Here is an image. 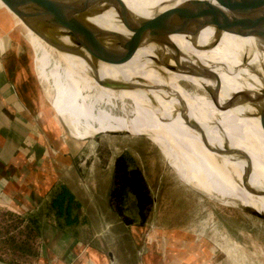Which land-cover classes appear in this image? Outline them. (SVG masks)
Segmentation results:
<instances>
[{
  "label": "rangeland",
  "instance_id": "rangeland-1",
  "mask_svg": "<svg viewBox=\"0 0 264 264\" xmlns=\"http://www.w3.org/2000/svg\"><path fill=\"white\" fill-rule=\"evenodd\" d=\"M107 1L111 3L114 10L118 8L122 14L119 16L120 23H124L129 8L126 1ZM15 20V24H17L19 21ZM21 29L19 28V31ZM23 33L22 30L21 34L24 35ZM133 39V36L131 38L127 37V43L121 42L119 46L117 57L121 72L127 81L145 97L148 103L156 106L149 100V97L143 94L133 78L130 61L128 60L136 50ZM30 54L32 59L31 48ZM172 56L175 59L173 65H175L176 70L178 69L177 72L179 71L181 76L171 68H166V70L174 76L177 86L190 90L189 92L192 93L204 94L182 76H185V74L187 76L192 75L191 69L188 66L185 67L182 61H178L173 52ZM143 57L148 59L146 51H144ZM17 74L23 84L32 90L29 80L18 70ZM156 83L154 77L147 79L146 88L153 95L164 99H170L172 95L174 96V91L168 92L166 95L164 92H158ZM87 87L92 90L89 84H87ZM38 88L40 96H38V99L33 97L34 101L31 102L30 107L34 108L38 104L37 110L39 112L37 113H40L41 116L35 113L34 116L41 119V127L44 128L47 137L51 139L56 147L59 145L58 140H61V143L67 142L66 145L64 143H62V146L59 145L62 153L71 151L75 158L78 155L76 160L78 175L82 179L83 186L87 187V191L90 192V196L92 194V203L87 201L88 198L80 200L83 206L81 208L82 220L84 218L87 220L86 224L76 229L81 238L88 237L92 231L89 224L90 218H94L93 213L90 211L91 207L96 206L102 210L106 209L107 190L101 191V185L105 181L107 183L110 181L109 196L115 160L119 155L124 154L132 159L131 167H137L141 170L152 195L153 204L147 219L144 223H140L138 222L140 219L135 205V198L132 194L127 193L124 207L126 214L135 219V223L130 226L124 224L125 227L121 223L118 224L120 218L109 205L111 212L107 210L104 218L105 220H112L111 223L115 228H109L108 230L110 233H116L118 230L120 232L117 236L118 239L114 236L113 240L116 241H112L113 243L108 245L111 255H140L142 264H163V258L166 255H178L176 257L183 258L184 261H173L168 264H264V220L244 213L233 206L209 199L208 195L207 197L204 196L185 183L192 185L205 194L237 200L243 205L256 207L259 210H264V197L252 196L245 191L241 181L234 177L206 164H201L187 155L175 153L168 146L144 135L101 134L86 139L76 137L70 139L66 135V131L62 129L64 123L51 107L40 83ZM97 97L98 94L94 91V102H96ZM175 97L180 98L184 107L189 101L186 96ZM214 109L216 115L221 117L227 112L219 104ZM262 109L260 107L258 111ZM135 123L146 130L154 128L151 124L147 126L139 120ZM178 136L191 141L207 154H216L205 149L202 138L198 134H179ZM224 136V133H205L209 145L215 147H221L219 139ZM231 147L236 149L233 145ZM164 157L185 183L178 178ZM232 170L237 176L241 177L245 168L233 167ZM251 171L253 172H251V181L255 185L264 187L263 175L256 170L252 169ZM77 185L80 184L74 183L76 192L82 195L83 192L81 193L80 189H77ZM97 185H100V190ZM94 221L96 220L94 219ZM3 257L8 260L12 258L11 255H3Z\"/></svg>",
  "mask_w": 264,
  "mask_h": 264
},
{
  "label": "bare ground",
  "instance_id": "bare-ground-1",
  "mask_svg": "<svg viewBox=\"0 0 264 264\" xmlns=\"http://www.w3.org/2000/svg\"><path fill=\"white\" fill-rule=\"evenodd\" d=\"M56 1L63 7L67 20L63 25L55 27V33H58L60 41L71 50L66 53L78 67L82 80L96 91L97 100L103 105L108 106L111 102L126 113L113 115L103 112L102 133L129 131L135 135L145 134L149 139L168 146L175 153L187 155L241 181V177L232 168H246L245 159L236 154H207L191 141L178 136L198 134L200 137L198 131L183 121L180 113L172 114L173 109L179 105L175 96H186L189 101L185 109L189 117L201 125L205 133H224L229 145L249 156L251 170H256L264 177V105L257 97L261 87L260 80L246 68L239 67L241 54L250 51V37L224 32L214 42V29L208 25L198 29L194 25L193 17L187 13L183 14L185 17L175 27L179 29L178 32L161 37L150 32L140 22L172 8L173 0H125L129 8L124 23H120L121 12L118 8L114 10L111 3L106 0H91L113 28H91L93 33L106 37L111 43L105 57L100 60L86 51L83 45L84 36L77 28V13L84 0ZM127 21L128 26L125 23ZM131 36L134 37L137 50L128 58L133 78L143 94L158 107L148 103L121 72L117 57L119 46L121 42L127 43V37ZM144 51L147 52L148 59L143 57ZM172 52L178 61H182L192 71V75L182 76L204 94L192 93L177 86L174 76L166 70L171 68L179 73L173 65L175 59ZM257 59L258 55H253L250 65L255 64ZM205 71H209L211 76H204L202 73ZM94 75L106 82L107 86L97 84ZM150 77L156 79L158 92L166 95L174 91V96L164 99L153 95L146 88L147 79ZM72 92L76 95L74 90ZM218 104L227 111L222 117L214 112ZM260 107L263 109L258 111ZM99 110L97 106L95 111ZM137 120L147 126L151 124L154 128L146 130L135 123ZM222 140L219 139L221 148ZM250 182L255 185L251 179Z\"/></svg>",
  "mask_w": 264,
  "mask_h": 264
},
{
  "label": "crops",
  "instance_id": "crops-1",
  "mask_svg": "<svg viewBox=\"0 0 264 264\" xmlns=\"http://www.w3.org/2000/svg\"><path fill=\"white\" fill-rule=\"evenodd\" d=\"M0 6L6 10H0V208L22 215L36 213L44 208L59 183L66 184L79 201L88 198L87 201L92 203V194L90 196L87 187L83 186L77 172L78 155L75 158L71 151L62 153L60 146L67 142L58 140L60 146L56 147L41 127V119L34 116V113L41 116L37 113L38 104L30 107L33 97L38 99L40 96L39 88L27 61L28 51L24 52L23 46L16 42L19 31L14 27L15 19L19 21L17 25L25 30L33 51L36 75L42 81L44 93L64 123L62 129L70 139H86L102 133L103 112L113 115L126 113L111 102L108 106L99 99L94 102L93 89H88L71 57L47 45L1 1ZM97 27L112 28L95 4L91 0H84L77 13V28L84 36L86 51L101 60L111 43L106 37L92 32L91 28ZM17 70L29 80L32 90L23 84ZM97 106L99 111H95ZM74 183L80 184L77 189L83 192L82 195L76 192ZM109 185L110 181L101 185V191L107 190L106 209L91 207L94 218L89 220L92 231L88 237L81 238L75 227L60 228L55 221L43 218L39 253L25 264H142L140 255H111L108 250V245L115 242L113 239L120 234L119 230L110 233L108 229L115 227L112 220L104 218L107 210L111 212L108 204ZM97 186L100 190V185ZM119 223L125 227L120 220ZM176 256L166 255L163 264L183 261V258ZM0 264L9 263L0 259Z\"/></svg>",
  "mask_w": 264,
  "mask_h": 264
},
{
  "label": "water",
  "instance_id": "water-1",
  "mask_svg": "<svg viewBox=\"0 0 264 264\" xmlns=\"http://www.w3.org/2000/svg\"><path fill=\"white\" fill-rule=\"evenodd\" d=\"M21 22L43 40L47 45L55 50L68 52L71 51L68 46L63 44L55 33V27L63 25L67 17L64 16V9L56 0H0ZM173 7L161 13L152 16L149 19H142L140 22L144 27H147L150 32L158 36L166 37L168 34L178 32L175 29L179 22L185 17L183 14L187 13L193 17L194 25L199 29L203 25H208L216 32V37L213 40L220 39V35L224 32L247 36L251 38L252 44L249 53L243 52L239 62L240 68H246L248 72L255 75L260 80V89L255 96L260 99L264 105V0H173ZM0 10H5L0 6ZM6 11V10H5ZM8 13V12H7ZM10 15V14H9ZM14 21V20H13ZM185 22V21H184ZM128 26V21L125 22ZM14 27L19 31L17 24L14 22ZM23 30V34L21 31ZM17 33L16 40L23 46L24 52L28 51V59L30 71L33 77L42 85V81L36 75L33 63V51L27 40L25 30L21 29ZM72 32V31H71ZM192 33V32H191ZM92 46V45H91ZM96 46H94L95 48ZM32 51V59L30 54ZM258 55L257 62L250 65L253 55ZM204 76H211L209 71L202 73ZM97 84L107 86V83L93 76ZM38 83V87H39ZM179 105L173 109V115L180 113L183 121L190 125L195 131H198L205 149L209 152L217 154H236L246 161V168L241 175V184L245 191L255 197H264V187L255 186L250 182L251 177V159L248 155L239 149H234L229 145L224 137H222L223 148L209 145L205 138V130L194 119H191L182 104L180 98H177ZM171 114V115H172ZM101 134H131L129 131H109L106 133H97L91 137L99 136ZM135 135V134H132ZM146 136L145 134H141ZM148 137V136H146ZM90 138V137H88ZM149 138V137H148ZM154 143V142H153ZM155 144V143H154ZM156 145V144H155ZM157 146V145H156ZM158 147V146H157ZM159 148V147H158ZM161 151V149L159 148ZM125 153V152H124ZM162 153V152H161ZM163 155V154H162ZM164 156V155H163ZM165 158V157H164ZM167 161V159L165 158ZM175 174L184 183L185 181L178 175L176 170L170 165ZM78 172V170H77ZM187 186L195 189L204 196H209V199L220 202L224 205L233 206L240 211L264 220V210H259L256 207L243 205L237 200L228 199L225 197H218L217 195H209L201 192L192 185L185 183Z\"/></svg>",
  "mask_w": 264,
  "mask_h": 264
},
{
  "label": "trees",
  "instance_id": "trees-1",
  "mask_svg": "<svg viewBox=\"0 0 264 264\" xmlns=\"http://www.w3.org/2000/svg\"><path fill=\"white\" fill-rule=\"evenodd\" d=\"M132 159L119 155L114 163L109 205L126 226L135 219L126 214L124 200L127 193L135 198L140 223H144L151 210L153 200L149 187L140 169L131 167ZM81 202L64 183H59L51 192L43 209L29 215H22L7 209H0V259L9 264L29 263L39 253L42 241L41 220L55 221L60 228L77 227L86 219L81 217ZM2 255V256H1ZM3 255H11L5 259Z\"/></svg>",
  "mask_w": 264,
  "mask_h": 264
}]
</instances>
